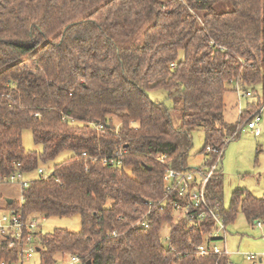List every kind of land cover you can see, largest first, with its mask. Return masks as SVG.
Returning <instances> with one entry per match:
<instances>
[{"label":"trees","instance_id":"16d2710c","mask_svg":"<svg viewBox=\"0 0 264 264\" xmlns=\"http://www.w3.org/2000/svg\"><path fill=\"white\" fill-rule=\"evenodd\" d=\"M235 82L264 97V0H0V177L29 181L7 208L80 218L78 231L40 232L28 264L64 253L84 264H228L209 221H174L178 195L166 197L164 175L192 168L195 129L211 164L206 148L223 153L264 104L246 102L237 124L226 122ZM24 129L40 153L25 150ZM64 152L46 177H24ZM117 155L121 164L103 163ZM222 184L219 169L207 198L224 222L241 212L264 229V195L235 189L224 206ZM6 245L0 263L16 262Z\"/></svg>","mask_w":264,"mask_h":264},{"label":"rangeland","instance_id":"374dc122","mask_svg":"<svg viewBox=\"0 0 264 264\" xmlns=\"http://www.w3.org/2000/svg\"><path fill=\"white\" fill-rule=\"evenodd\" d=\"M255 89L256 93L253 97H239L235 91H228L226 93L224 112L226 122L237 124L239 114L245 108L246 102L260 100L261 104H263L264 97L261 87L257 85ZM148 94L154 100H164L166 97V92L163 90H149ZM259 127L261 132L258 136H255L253 131L247 128L246 122L239 124L236 135L234 134V137L230 136L224 148L221 160L217 166L223 176L222 202L224 206L228 205L231 192L235 189H248L253 195L258 197L264 195V104L260 110ZM21 138L25 150L36 151L38 153L42 151V147L33 142L30 130H22ZM203 143L204 136L202 130L195 129L192 133V147L186 160L189 167L194 168L204 165L208 156L201 153ZM67 155L69 153L64 152L47 163L40 162L38 168L43 169L42 174H39L35 170L28 172L24 177L29 180L37 178L40 175H49L53 165ZM1 188L9 190L8 195L5 197L16 201L20 199L21 193L19 187L0 183ZM4 194L0 193V197ZM2 198L4 199V197ZM40 218V232L42 234L49 233L54 228H67L71 231H78L80 229L78 214L69 217H45L42 215ZM168 230L169 226L166 225L163 227L162 233L165 235ZM219 234V240L212 242L211 245L212 247L225 249L229 256L228 264L252 263L251 260L246 259V254L260 255L262 264H264V229L262 225L249 223L244 215L238 212L233 220L225 223L224 231H220ZM34 261H37V255H35Z\"/></svg>","mask_w":264,"mask_h":264},{"label":"built area","instance_id":"2783aa9c","mask_svg":"<svg viewBox=\"0 0 264 264\" xmlns=\"http://www.w3.org/2000/svg\"><path fill=\"white\" fill-rule=\"evenodd\" d=\"M234 86V91L239 97H253L255 94L251 90L243 91L238 82H235ZM261 107L246 122L247 128L252 130L255 136H258L261 132L259 127ZM95 128L100 129L102 126L97 124ZM210 153L216 154L211 164L205 162L203 166L182 171L167 168L165 170L164 182L167 185L166 197L173 191L177 192L178 195L174 202L176 209L174 221H179L189 214L191 220L209 221L211 223L209 234L219 238V232L224 231L225 220L223 215H221V204L218 202L212 204L208 200L207 184L216 171L219 170L217 166L221 160L222 153L219 148L208 146L206 154L209 155ZM117 156L104 157L103 163L119 165L122 161L119 159V155ZM38 171L40 173L43 172L42 169ZM0 183L17 185L21 191V189L28 186L29 181L25 180L22 174L17 172L8 177H0ZM18 202H21V198ZM40 219L38 215H26L20 209L7 208V205L0 207V246L1 242L6 240V247L9 249L15 248L18 257L16 262L6 263L2 261L0 264H28L31 262L35 255H37ZM257 224L261 225V223ZM213 251L215 253H227L225 249L216 247H213ZM199 252L204 254L202 247H199ZM245 257L252 261L250 264H262L260 255L246 254ZM52 264L84 263L79 256L64 253Z\"/></svg>","mask_w":264,"mask_h":264},{"label":"crops","instance_id":"0c3cea01","mask_svg":"<svg viewBox=\"0 0 264 264\" xmlns=\"http://www.w3.org/2000/svg\"><path fill=\"white\" fill-rule=\"evenodd\" d=\"M11 185H13V184H11ZM15 186H17V185H15ZM17 187H18V186H17ZM8 192H9V190L7 191L6 188H5V189H3V188L0 189V193H5L4 195H2V196L0 197V207H4V205L7 204V202H6L7 197H5V196L8 195ZM20 193H21V191H20ZM2 197H4L5 200H4ZM20 198H21V195H20ZM19 200H20V199H19Z\"/></svg>","mask_w":264,"mask_h":264},{"label":"water","instance_id":"95a60500","mask_svg":"<svg viewBox=\"0 0 264 264\" xmlns=\"http://www.w3.org/2000/svg\"><path fill=\"white\" fill-rule=\"evenodd\" d=\"M11 201H12V199H10V198H7V199H6L7 204H10Z\"/></svg>","mask_w":264,"mask_h":264}]
</instances>
